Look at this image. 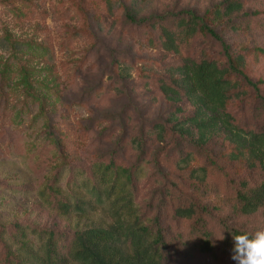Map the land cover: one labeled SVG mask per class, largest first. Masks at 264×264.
Returning a JSON list of instances; mask_svg holds the SVG:
<instances>
[{"label":"rangeland","instance_id":"rangeland-1","mask_svg":"<svg viewBox=\"0 0 264 264\" xmlns=\"http://www.w3.org/2000/svg\"><path fill=\"white\" fill-rule=\"evenodd\" d=\"M229 1L241 2L242 9L225 15ZM189 12L203 19L212 33L199 30L180 52L168 51L155 19L165 18L169 24ZM240 57L241 72L257 84L258 92L241 74L232 73L239 87L228 110L240 126L264 128V114H249L264 98V0H0V167L11 160L41 158L52 174L67 166L69 172L88 176L96 162H150L139 183L137 204L147 212H160L175 233L187 236L193 222L175 218L170 205H160L161 192L174 183L179 193L201 198L213 207L214 220H205L215 229L213 247L221 253L228 246H222V233L226 240L232 229H264V211L239 214L227 193L206 194L202 183L177 172L183 155H193L191 169L206 158L195 142L196 130L194 137L173 130L178 121L192 127L186 119L193 115L194 104L182 92L179 103L169 100L162 84L175 85L177 68L187 61L208 59L229 67ZM157 126L167 130L165 142L157 139ZM44 134L54 156L46 152L37 158L32 148H41L43 139L36 142V137ZM205 150L227 163L233 177L250 175L245 158L231 161L235 148L224 132ZM157 158L160 164L151 162ZM46 175L44 171L37 178L42 181ZM167 176L171 178L165 183ZM258 178L250 179L256 184ZM209 182L224 186L218 178ZM18 222L69 232L68 223L35 197L18 196L0 185V230ZM186 257L189 261L182 264H238L233 256L213 259L189 251Z\"/></svg>","mask_w":264,"mask_h":264},{"label":"trees","instance_id":"trees-1","mask_svg":"<svg viewBox=\"0 0 264 264\" xmlns=\"http://www.w3.org/2000/svg\"><path fill=\"white\" fill-rule=\"evenodd\" d=\"M242 6L239 1H229L224 14L229 16ZM188 14L176 17L169 24L165 18L155 19L154 24L160 23L164 47L168 51L180 52L199 30L212 33L203 19ZM236 61H230L229 67L208 59L187 61L177 68L180 77L175 79V85L163 83L162 90L173 102H180L182 92L194 104L193 115L186 119L192 127L185 128L178 121V130H173L191 137L196 130L195 142L199 153L206 158L200 167L191 169L193 155H183L178 160L177 172L202 183L206 194L219 190L227 193V201L232 203L233 209L249 216L264 211V128H244L228 110L233 92L239 87L230 78L232 73L241 74L258 92L257 84L240 70L244 59L240 57ZM249 114L253 118L264 114V98L256 109L249 108ZM222 132L235 148L230 155L231 161L238 163L246 159L248 177H233L227 163L211 158L206 152L205 146ZM154 133L159 141L165 142L167 130L157 126ZM41 138V148H32L37 158L46 152L54 156L48 149L49 136L38 135L36 142ZM54 141L57 143V139ZM134 143L141 148L139 140ZM151 162L160 164L158 158ZM46 163L41 162V158L32 162L26 159L4 162L0 167V185L18 196L35 197L43 207L68 223L69 232L57 233L28 222L3 227L0 230V264H182L184 260L189 261L186 257L189 251L197 257L224 260L235 255L233 236L245 232L230 230V238L222 242V246L228 244L227 248L221 246L219 249L223 252L218 253L213 247L215 229L205 220L207 216L214 220L213 207L201 198L179 193L172 183L174 187L165 186L162 190L160 205H170L175 218L193 222L187 236L175 233L160 212H147L137 204L139 183L150 162L144 165L143 160L135 166L114 161L96 162L88 176L80 170L69 172L67 166L52 174L45 167ZM44 171L48 175L39 181L37 175ZM68 174L69 179L65 176ZM254 175L260 177L256 184L250 179ZM170 178L167 176L165 183ZM211 178L221 179L224 186L220 189L213 186L209 182Z\"/></svg>","mask_w":264,"mask_h":264},{"label":"clouds","instance_id":"clouds-1","mask_svg":"<svg viewBox=\"0 0 264 264\" xmlns=\"http://www.w3.org/2000/svg\"><path fill=\"white\" fill-rule=\"evenodd\" d=\"M224 239L223 233L219 238ZM235 241L233 260L238 264H264V229L245 231L233 236Z\"/></svg>","mask_w":264,"mask_h":264}]
</instances>
